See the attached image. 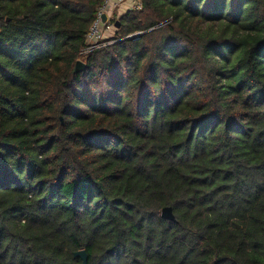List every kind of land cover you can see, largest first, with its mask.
<instances>
[{
	"label": "trees",
	"instance_id": "16d2710c",
	"mask_svg": "<svg viewBox=\"0 0 264 264\" xmlns=\"http://www.w3.org/2000/svg\"><path fill=\"white\" fill-rule=\"evenodd\" d=\"M104 2L0 0V264H264V0Z\"/></svg>",
	"mask_w": 264,
	"mask_h": 264
},
{
	"label": "built area",
	"instance_id": "2783aa9c",
	"mask_svg": "<svg viewBox=\"0 0 264 264\" xmlns=\"http://www.w3.org/2000/svg\"><path fill=\"white\" fill-rule=\"evenodd\" d=\"M125 7L128 12L141 11L143 9V3L142 0H105L104 5L98 11L97 18L87 36L89 47L84 55L97 49L106 35L113 34L116 31L115 18L113 15L117 9ZM104 15L107 17L105 22L102 20ZM134 37L136 38L135 40L139 39L141 33L131 35L127 39Z\"/></svg>",
	"mask_w": 264,
	"mask_h": 264
},
{
	"label": "water",
	"instance_id": "95a60500",
	"mask_svg": "<svg viewBox=\"0 0 264 264\" xmlns=\"http://www.w3.org/2000/svg\"><path fill=\"white\" fill-rule=\"evenodd\" d=\"M103 22L107 20V17L104 15L102 17ZM138 38V37H137ZM136 38H129L128 40H135ZM86 70V64L83 61H78L76 65L75 72L81 73ZM161 217L167 221L175 222L176 216L173 212V209L170 207L164 208L161 213ZM75 258L81 259L83 261V264H87L88 262V255L86 251L81 250L74 254Z\"/></svg>",
	"mask_w": 264,
	"mask_h": 264
},
{
	"label": "rangeland",
	"instance_id": "374dc122",
	"mask_svg": "<svg viewBox=\"0 0 264 264\" xmlns=\"http://www.w3.org/2000/svg\"><path fill=\"white\" fill-rule=\"evenodd\" d=\"M127 8H119L115 11L113 17L115 18L114 20H118L121 16L125 15L128 11L126 10ZM115 32L113 34H108L106 35L102 41L110 40L114 37Z\"/></svg>",
	"mask_w": 264,
	"mask_h": 264
}]
</instances>
